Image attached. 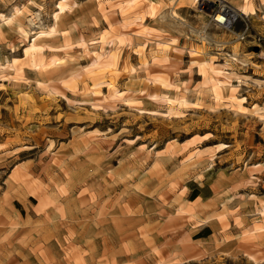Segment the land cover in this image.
<instances>
[{"label":"rangeland","instance_id":"obj_1","mask_svg":"<svg viewBox=\"0 0 264 264\" xmlns=\"http://www.w3.org/2000/svg\"><path fill=\"white\" fill-rule=\"evenodd\" d=\"M218 2L0 0V264H264V0Z\"/></svg>","mask_w":264,"mask_h":264},{"label":"bare ground","instance_id":"obj_2","mask_svg":"<svg viewBox=\"0 0 264 264\" xmlns=\"http://www.w3.org/2000/svg\"><path fill=\"white\" fill-rule=\"evenodd\" d=\"M64 2L68 1V0H63ZM247 3L250 2V0H246ZM226 0H219L218 4H216V6L214 7H208V10H210V12L213 14L214 16V21L215 23H223L225 24L227 27L232 26L235 22L238 21V19L242 16H246L248 15V5L244 7V9L242 10H238V11H232L230 10L227 6H226ZM67 7V4H60V12H64L65 9ZM153 13V9H151V12L149 15H151ZM176 20H179L178 16L175 15L173 16ZM6 21L5 17L3 15H0V26L2 24H4ZM140 21L143 23L144 21H146V17L142 16L140 18Z\"/></svg>","mask_w":264,"mask_h":264},{"label":"trees","instance_id":"obj_3","mask_svg":"<svg viewBox=\"0 0 264 264\" xmlns=\"http://www.w3.org/2000/svg\"><path fill=\"white\" fill-rule=\"evenodd\" d=\"M197 197V196H196Z\"/></svg>","mask_w":264,"mask_h":264}]
</instances>
